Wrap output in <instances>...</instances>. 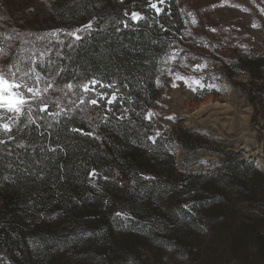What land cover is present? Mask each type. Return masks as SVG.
Returning a JSON list of instances; mask_svg holds the SVG:
<instances>
[{
    "label": "rangeland",
    "instance_id": "rangeland-1",
    "mask_svg": "<svg viewBox=\"0 0 264 264\" xmlns=\"http://www.w3.org/2000/svg\"><path fill=\"white\" fill-rule=\"evenodd\" d=\"M87 2L0 0L1 23L46 35L35 40L1 35V62L7 68L15 65L12 71L18 81L23 79L40 90L51 83L42 97H61L72 76L64 45L78 41L66 35V30L89 22L94 28L97 16L109 11L119 10L124 19H131L132 11L142 9L166 34L153 39L150 61L127 55L133 73L141 71L142 84L153 102L148 108L130 107L127 94L117 86L122 99L112 106L114 111L104 124L109 129L115 126L114 131L127 124L134 129L114 144L124 145V156L114 148L123 177L111 169L112 162L105 155L72 156L71 175L64 169L65 160L61 177L51 180V207L41 209L31 200L21 201L4 216L0 201V264H264V16L256 7L264 4L261 0H167L158 5L165 12L156 16L149 0ZM189 12L197 23L190 22ZM46 39L57 40L61 46L43 44ZM116 47H112L115 58L120 53ZM92 49L88 47L86 54ZM177 50L179 55L167 67L211 83L213 88L193 92L182 81L172 87L174 77L162 73L160 61ZM98 61L97 79L112 82L107 75L102 79L109 68ZM205 62L202 72L194 70L196 64ZM30 68L35 72L24 75ZM35 73L41 77L39 85ZM157 78L163 86L157 85ZM96 90L111 92L101 85ZM18 91L31 95L23 88ZM100 103L108 107L106 100ZM50 104L49 111L42 112L32 102L31 119L25 117L27 105L21 114L11 112L8 118L0 114V123L24 116L27 122L51 118L57 126L64 119L65 111L60 109L65 107ZM124 109L129 110L125 119L118 120ZM148 112L155 113L151 121L145 118ZM133 113L148 123L129 124ZM156 130L161 136L153 144L146 137ZM82 136L90 146L93 138ZM93 169L98 177L89 178ZM129 182L132 185L126 189ZM121 210L131 217L127 224L115 217ZM45 232L48 237L43 242Z\"/></svg>",
    "mask_w": 264,
    "mask_h": 264
},
{
    "label": "trees",
    "instance_id": "trees-1",
    "mask_svg": "<svg viewBox=\"0 0 264 264\" xmlns=\"http://www.w3.org/2000/svg\"><path fill=\"white\" fill-rule=\"evenodd\" d=\"M87 3L92 5L94 0H88ZM137 11L145 14L144 20L140 21L139 24L133 23L129 18L124 19L123 13L119 10L109 11L97 16L98 20L95 27L92 30L83 32L82 34L84 35L81 40L77 42L70 41L74 42L73 45L66 41L64 48L67 49V58L70 62L69 70L72 72L70 80L74 88L71 91H66L68 90L66 88L64 92L68 94L67 96H64L63 92V94H60V96L62 95L61 97L51 94L52 96L45 99L49 100V102L51 101V103L52 101H58V104L64 105L63 107L71 108V119H69V113L64 112V119L55 126L51 118L45 119V121L32 122L30 120L27 122L25 117H28V114H25V117L23 116V119L19 121L17 116L7 121L12 129L11 132H6L0 128V201L4 204V216H6L10 206L16 205L21 201L27 202L31 200L30 202H33V205L36 203L41 209L51 207L53 203V188L50 187L51 180L53 177H61L60 166L62 161L65 160L67 164L64 169L69 176L71 175L73 164L72 161L69 162V158L72 156L74 158L85 157L86 159H93L96 155H105L107 161L112 162L111 169L118 171L123 177L119 156L114 153V148L120 149V154L118 155L124 156L122 152L124 145L115 147L114 144L117 139H126L134 132V129L131 128L132 125L127 124L122 130L118 127L120 131L116 130L117 132L113 130L115 126H110L112 128L109 129L101 120L100 115L97 114L96 106L87 105L85 107V105H80L77 96L72 95V93L75 92L83 96L89 95L81 92L75 85L82 84L91 78L97 79V73L99 72L98 60L101 59V62H106V67L109 68L108 74L106 69L103 71L102 79L106 80L107 75V80L115 81L116 86L127 94L129 101H131L130 107L136 105L148 108L150 106L153 100L150 99L148 89L142 84L144 77L140 70L133 73L130 69V59H127V55L130 54V58L137 56L150 61L149 57L154 52V49L152 50L153 39L157 40V34L159 37L166 34H163L158 29L156 21L152 23L149 12L142 9H137ZM74 12L73 10L72 13ZM164 15L162 16L163 19ZM123 21H127L129 26L125 27L122 23ZM13 26H5L4 23L0 22V36H17L30 40L46 36L39 33L32 35L33 32L30 34V32L19 30ZM164 26L163 28H166V25ZM60 29L63 30L64 28L61 27ZM73 30L75 29H68L66 32ZM47 42H49L48 45L59 43L57 40L46 39L43 44H47ZM116 44L120 48V53L115 58V50L112 47H116ZM57 46L60 47L61 45L57 44ZM88 47L93 49L86 54ZM124 51H127L128 54L124 53ZM119 57L122 60H119ZM96 59L98 62H95ZM0 69L4 71L8 69L1 60ZM70 99L76 100V104H71ZM52 104L50 105L57 106V104ZM81 109H84V111H81ZM105 109L106 106L100 103L99 113L103 114ZM4 113L7 116L5 118L12 117L11 112L4 109L0 110V114ZM128 121H130L128 122L129 124H134L135 127L140 126V122H146L145 119L141 120L135 114L134 117L130 115ZM70 123H73L72 125L77 128L86 129L88 132L95 131L100 139H91L92 142L90 141L91 145L89 146L82 135L69 130L71 128ZM86 139L90 140V138ZM43 175L46 176L44 179H42ZM130 182L126 184V189L131 187L132 183ZM42 236L43 242L45 239L47 240V232L42 234Z\"/></svg>",
    "mask_w": 264,
    "mask_h": 264
},
{
    "label": "snow or ice",
    "instance_id": "snow-or-ice-1",
    "mask_svg": "<svg viewBox=\"0 0 264 264\" xmlns=\"http://www.w3.org/2000/svg\"><path fill=\"white\" fill-rule=\"evenodd\" d=\"M121 2H123V0H121ZM149 2H150V8L152 10H154L156 16H159L165 12V9L163 7L158 6V5H165L167 3V0H155V2H152V0H149ZM253 2H254V0H253ZM261 3L264 4V0H261ZM233 6L235 7L236 5H233ZM256 7L259 9V13L262 16H264V6L256 5ZM243 10L248 11L249 9L245 8ZM168 14L170 15V13H168ZM128 15H129V13L125 12V16H128ZM187 15L189 17H192V19L190 21L191 23H193V24L197 23V21L194 18L193 13L189 12V13H187ZM130 18H131L133 23L139 24L140 21L145 18V14L142 12H138V11H132L130 14ZM122 23L124 24L125 27L129 26L127 21H123ZM185 23L187 24V23H189V21L186 20ZM161 27L163 28V25H161ZM253 27H256V25L253 24ZM90 29H92V23L91 22H89L88 24H85L82 28H78V29H75L71 32L66 33V35H68L69 37H74L76 40H81L83 37L81 35H78L77 33H83V32L90 30ZM164 30L168 31L166 28ZM211 31L215 32L216 29H211ZM48 35L58 36L59 33H49ZM0 53H3V49H0ZM5 55H6V53H5ZM178 55H179V50L172 52L171 54H166V56L164 58H162L160 61L162 73L166 72L167 75L174 77V79L171 81L172 87H179L180 86L177 83V81H182L183 85L185 87L191 89V91H193V92H196V91H198V89H203L205 87H207L209 89L214 87V85L211 83L205 84L204 82H202L201 79L195 78L193 76L181 75L179 72L174 71L171 67H167L169 60L174 61ZM12 67H15V65H13ZM12 67H9L7 69V71L0 69V109H6L8 112L21 114L24 112V106L27 105L28 106L29 119H31L32 102H34V103H36L37 106H39L40 111L48 112L49 111V101L42 97V91L46 92L48 90V88L52 87V84L46 83L45 88L43 90H40L38 87H34V86L29 85L23 79L18 81L16 78V72L12 71ZM205 68H207V62H205L203 65L196 64L194 66V70L200 71V72H202ZM17 71H19L18 68H17ZM34 72H35V69L30 68L27 72L24 73V75H29V74L34 73ZM212 79H218V77L213 76ZM35 80H36V84L39 85L40 80H41L39 73H35ZM156 83L158 86H163L158 78L156 80ZM97 85H101L104 88L111 89V92L110 93H108V92H97V90H96ZM65 87L69 91H71L74 88V85L72 83H67L65 85ZM75 87L80 89V91L85 93V94H90L88 96H83V95H78L77 93L73 92L72 95L77 96L79 104L85 105V107H87V105L96 106L97 114L100 115L101 120L104 123H108L109 122V114L113 113V111H114L112 106L119 103L120 100L122 99V94L120 93V89L116 86V82L112 81L110 83L105 84L96 78H91V79L86 80L82 84H76ZM21 88L25 89L26 92L30 93L31 95L29 97H26L24 92L18 91ZM14 90H17V91H14ZM65 95L67 96L68 94L66 93ZM102 99L106 100V104L108 105V107H106V109L104 110L103 114L99 113V111H98L99 107H100V100H102ZM86 101H87V103H86ZM52 103L57 104V107L59 108L58 101H52ZM70 103L75 105L76 100L70 99ZM60 111H65V112L69 113V119H71V113H72L71 108L65 107L63 109H60ZM81 111H84V109H81ZM128 111H129L128 109H124V111L121 112L120 115L117 116L116 118L118 120L125 119ZM56 115H59V112H57ZM154 115H155V113L148 112L147 116L145 118L151 121L152 117ZM166 119L174 120L175 117L174 116H167ZM57 122H59V121H57ZM0 128H2L6 132L12 131L9 123H0ZM69 130L74 132V133H80L82 135H86V136H89V137L97 139V140L100 139V137L98 135H96L95 131L85 132L82 128H76V127H71ZM159 136H161V133L159 130H156L154 135L147 136L146 139L151 140L153 144H156L157 143L156 138ZM93 177H98V173L95 169H93L89 173V178H93ZM104 179L107 180L108 177L105 176ZM145 179H154V178L145 177ZM185 207H188V206L185 205ZM115 217L122 220L124 222V224H127L131 220V217L129 216V214L127 212L122 211V210L117 211L115 213ZM41 219L50 221V220L55 219V217H43L42 216ZM117 222H119V220ZM89 235H92V233H89ZM33 243L37 248L40 247V245L37 241H34Z\"/></svg>",
    "mask_w": 264,
    "mask_h": 264
}]
</instances>
